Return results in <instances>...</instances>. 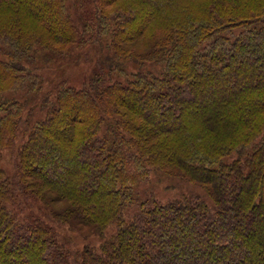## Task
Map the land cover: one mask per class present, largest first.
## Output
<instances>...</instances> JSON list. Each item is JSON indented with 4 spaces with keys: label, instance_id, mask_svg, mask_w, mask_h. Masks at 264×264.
<instances>
[{
    "label": "trees",
    "instance_id": "obj_1",
    "mask_svg": "<svg viewBox=\"0 0 264 264\" xmlns=\"http://www.w3.org/2000/svg\"><path fill=\"white\" fill-rule=\"evenodd\" d=\"M72 1L0 0V264H264V0Z\"/></svg>",
    "mask_w": 264,
    "mask_h": 264
},
{
    "label": "rangeland",
    "instance_id": "obj_2",
    "mask_svg": "<svg viewBox=\"0 0 264 264\" xmlns=\"http://www.w3.org/2000/svg\"><path fill=\"white\" fill-rule=\"evenodd\" d=\"M73 1L70 5L73 4ZM5 47L6 46L0 42V49H4ZM42 52L43 51L38 50V52L35 53L37 60L31 69H33V71L40 76V85L43 86V91L45 92H50L54 85L60 81H65L70 86L81 88L85 80L93 74L95 69L96 54L87 48L74 51L72 57L65 61H56L55 59L51 61L49 55L46 56V54ZM38 56H41L40 60H38ZM11 96L23 100V94L19 91H17L15 94H12ZM34 104H36V102ZM36 110H39V108ZM21 142L22 139L18 141L15 148H8L0 151V166L6 171L8 175H11L13 172L14 164L18 157V148ZM151 190L154 191V194L159 199H161V201L165 202L178 197L183 192L185 193L196 189H194V187L189 184H170L166 177H158L153 175L150 183L142 186L141 188L142 192ZM36 212L38 211L36 210ZM86 232L88 233V230H85L84 233L86 234ZM61 233L62 236L70 235V237L73 239L74 245L78 248H82L87 241L94 245H99L100 243V239L98 238L90 237L89 239L85 240V238L77 232H73L69 229L67 230L66 228L61 229Z\"/></svg>",
    "mask_w": 264,
    "mask_h": 264
},
{
    "label": "bare ground",
    "instance_id": "obj_3",
    "mask_svg": "<svg viewBox=\"0 0 264 264\" xmlns=\"http://www.w3.org/2000/svg\"><path fill=\"white\" fill-rule=\"evenodd\" d=\"M239 2L242 3V2H244V1L241 2V1L239 0Z\"/></svg>",
    "mask_w": 264,
    "mask_h": 264
}]
</instances>
